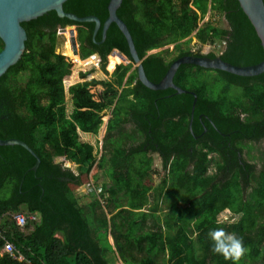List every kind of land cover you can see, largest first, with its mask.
Segmentation results:
<instances>
[{
    "label": "trees",
    "instance_id": "1",
    "mask_svg": "<svg viewBox=\"0 0 264 264\" xmlns=\"http://www.w3.org/2000/svg\"><path fill=\"white\" fill-rule=\"evenodd\" d=\"M110 1L67 0L62 8L79 18L97 17L104 26ZM210 12L223 16L228 30L211 22L199 29ZM117 16L127 26L145 72L154 83L161 81L179 56H216L214 52L181 48V41L195 31L202 44L219 41L226 45L221 54L225 61L250 65L264 57L260 39L236 0H123ZM22 27L27 33L25 50L0 76V138L24 141L40 165L31 170L37 158L21 146H0V250L9 242L24 256L18 260L3 253L0 264H110L111 255L116 253L124 264H233L211 251L209 232L218 227L243 238L248 251L238 264H264V162L256 175L252 164L244 171L237 166L226 173L224 164L217 163L216 170L225 177L216 184L219 173L209 175L211 162L203 150L215 151L223 140L222 133L234 131L254 141L264 138V71L239 76L180 64L173 83L197 95L192 116V95L176 94L173 89L150 90L139 81L137 68L131 71V63L119 64L121 61L109 55L118 49L132 60L127 40L116 25L109 28L105 42L103 28L94 39L95 24L59 19L54 12ZM68 27H76L82 59L68 33L61 47L64 55L55 51L57 32ZM168 45H173L172 51L150 53ZM3 47L0 39V50ZM94 54L101 56L105 71L108 60L111 71L119 64L114 72L116 85L92 78L69 86L73 108L67 116L63 84L70 75L71 81L78 78L76 72L71 74L75 66L72 60L83 65L90 61L83 59ZM80 74L85 78L88 72ZM21 78H27L25 84ZM203 78H224L227 85L222 94H215ZM98 85L105 89L96 99L91 88ZM233 87L240 93H230ZM110 107L100 162L102 168L107 167L111 181L104 188L108 197L101 195L99 199L92 193L93 202L83 206L74 192L90 185L97 157L95 147L81 142L79 134H98L104 124L103 113ZM241 114L244 123L239 121ZM129 122L135 129L124 131ZM204 127L208 128L206 137L195 139ZM139 137L142 144L131 146ZM152 138L157 148L153 145L146 150L144 143ZM204 140L203 147L190 156L187 148ZM149 152L161 154L168 176L154 193L155 204L147 210L154 190L146 182L152 172ZM57 159L78 165L79 175L63 169ZM69 161L67 167L72 166ZM172 198L177 200L171 202ZM163 201L169 211L161 217ZM22 209L29 217L37 215L35 220L28 218L24 229L12 217ZM226 209L239 215L236 223H218V215ZM148 222L150 227L145 230Z\"/></svg>",
    "mask_w": 264,
    "mask_h": 264
},
{
    "label": "water",
    "instance_id": "2",
    "mask_svg": "<svg viewBox=\"0 0 264 264\" xmlns=\"http://www.w3.org/2000/svg\"><path fill=\"white\" fill-rule=\"evenodd\" d=\"M67 0H0V39L4 43V47L0 50V76L21 58L27 41V33L22 27L24 23H30L42 18L44 15L54 12L59 19H66L77 24H95L94 39L103 28V42L107 39V34L111 25H116L120 32L127 40L128 48L132 60L118 49L112 52H118L125 60L133 61L136 64L138 79L148 89L153 91H162L173 89L176 94H190L194 97L192 105V116L194 114L197 95L185 89H181L173 83V75L180 64H195L205 68L220 69L239 76H254L264 71V57L257 63L250 65H236L225 61L221 56L210 57L206 55H182L172 61L171 66L167 70L160 82L154 83L148 78L142 59L135 48L133 38L127 26L117 16V11L122 5L123 0H111L108 6L109 17L103 26L101 20L97 17L79 18L73 14H67L63 11V4ZM240 10L246 17L249 24L255 30L257 37L260 39V45L264 54V4L263 0H236ZM60 34L68 33L73 42L74 50L79 54V43L77 41L76 27H68L58 31ZM98 44H101L100 42ZM80 56V54H79ZM192 121L190 130L192 132ZM0 146H21L29 151L37 162L31 170L36 171L40 165V159L34 151L22 140L0 138Z\"/></svg>",
    "mask_w": 264,
    "mask_h": 264
},
{
    "label": "rangeland",
    "instance_id": "3",
    "mask_svg": "<svg viewBox=\"0 0 264 264\" xmlns=\"http://www.w3.org/2000/svg\"><path fill=\"white\" fill-rule=\"evenodd\" d=\"M208 22L209 23L211 22L217 28L227 29V27H228L223 16H220V15H217V14H214L211 12L206 16L205 20L202 23V26L207 25ZM56 36H57V40H56L55 51L58 53H61V47L65 42L66 36L64 34H60L59 32H57ZM188 41H190L189 44H188ZM181 48L190 49L194 52H197V51H200L202 53L214 52V53L218 54V53H220L221 49L224 50L225 45H223L219 41H217L215 44H210V45L209 44H202L201 42H199L196 39L195 32H194L191 35V37L181 41ZM167 49H169V51H172L173 45H168L166 47L153 50V52L167 50ZM63 52L67 53V50L65 48H63ZM61 54H63V53H61ZM109 55L113 59H117V60L121 61V59L117 56L116 52H114V55H113V53H110ZM170 55H172V54H169L168 57H170ZM87 59H90V61H88L86 64H83V65H81V64H79L76 61L71 59L72 62H74V64H75L74 68H72L71 74H72V72H76L78 78L73 79V81H71V78H70L71 75H70L68 81H66L63 84L64 93H65L64 107H65V113L67 116L71 113L72 108H73L71 96L67 92V89L69 86H71L73 84L88 81V79H92V78H97V79H100V81H105V82H113V84L115 86L116 85V82H115L116 77L114 75V72L116 70V67L119 64L131 63L132 64L131 71L136 68V64L133 61L125 60V61H121V63H119L113 71H111V69H109V63H108V65H107L108 71H105L102 69L101 57L99 54H94V55H92L86 59H83V60H87ZM81 72H88L87 77H85V78L81 77V74H80ZM213 72H215V71H213ZM216 74L217 73H213L212 75H216ZM26 79L27 78H21V81L23 84H25ZM203 79H206V81L210 84L209 87H210L211 91L215 92V94H218V93L222 94L223 87L225 85H227L224 78H203ZM125 82H126V78H125L124 84H125ZM104 89H105V87L103 85H98L96 87H92L91 92L96 95V99H99V96L104 91ZM121 90L122 89H119V91H121ZM231 90H232V92H230V93H232L233 95H235V93L236 94L240 93V90L237 87L236 88L233 87V88H231ZM112 108L113 107H110L108 110L104 111V113H103L104 124H103V126H102V128L98 134H91V136H86V135L84 136L83 134H79V140L81 142L90 143L95 147V155L97 157V163L93 167V169L91 171V175H90V179H91L90 186H87V188L85 190L79 189V190H76L74 192V196L80 200V204L83 206L88 205V203L93 202V199H94L93 197H87V195L90 194L91 189L95 190L99 195H105L106 194V191L104 189L105 186L108 187L111 185V181H110V179L108 177V173H107V167L102 168L100 165V162H101L102 157L104 155L103 145L105 144L106 139L108 137V124H109V121L111 118ZM123 129H124V131L130 132V131H133V129H135V128H134V125L129 122L123 127ZM142 141H143V139L141 137H139L136 142L131 143L130 145L131 146L132 145L138 146V145L142 144ZM149 155L152 158V172H151V178L146 180V182L149 183L153 187L154 190H153V193L149 194L150 205L147 207V210L149 209V207L151 205L155 204L154 193L157 190V188H158V186L162 180V177L164 175V171H163V168L161 166L160 159L156 155H151V154H149ZM243 155L245 156V158H242V159L245 162L254 165L255 171L258 172L262 167V163L264 162V140L257 143L253 150H251L249 152L244 150ZM56 161L61 162V165L63 164V167L65 169H68L69 171H71L73 173V175H75V176L79 175L80 168L75 163H73L69 160H62L61 161V160L57 159ZM67 161L70 162V164L72 165L71 167L66 166L65 163ZM256 172L254 173V175H256ZM247 193H249V192H246V194ZM175 200H177V199L172 198L170 201L174 202ZM103 208L106 211L108 218L111 219V214L109 213L107 206L103 205ZM168 211H169V209L167 207L166 201L165 202L163 201V207H161V211L159 212V215L161 217H164V215L166 213H168ZM20 212L27 214L24 209H22ZM217 220H218V223H220L222 225H230V224L236 223L239 220V215H234V214H231L228 210H224L222 213H220L218 215ZM148 227H150V222H148L147 224L144 225V229L146 230ZM22 229H24V228H22ZM110 264H124V262L122 261L120 256L116 253L113 256L111 255V263Z\"/></svg>",
    "mask_w": 264,
    "mask_h": 264
},
{
    "label": "flooded vegetation",
    "instance_id": "4",
    "mask_svg": "<svg viewBox=\"0 0 264 264\" xmlns=\"http://www.w3.org/2000/svg\"><path fill=\"white\" fill-rule=\"evenodd\" d=\"M243 36L245 37L244 34H243ZM225 50H226V45H225L224 50L221 49V51L219 53L220 56L222 53H224ZM200 119H203V115H201ZM239 121L242 123L245 122V118H244L243 114L240 115ZM207 133H208V128L204 127L203 134L196 136L195 139H198V138L202 139L203 137H206ZM221 135L223 136V138H222L223 140H221L219 142V144L216 145V147H218V148L215 151H209L208 148H203V150L208 153L207 157L209 159V162H211L215 165L217 163L224 164V166L226 167V168L224 167V169L226 170V173H229V170L232 169V167H237V166L242 167L243 171H244L247 168V165H249V163L245 162L242 159V158H245V156L243 155V151L246 150L247 152H249V151L253 150L257 143L264 140V138H260L259 140L254 141L251 139L250 136L244 135L242 133L234 132V131L231 133H222ZM205 141L206 140L200 141L196 145H192V147H188L187 149L190 152V156L194 155L196 148H198L199 146L203 147ZM144 144H145L144 148L146 150L151 149L153 147V145L157 148V143H155L154 138H152V141L151 140L146 141ZM218 145H221V146H218ZM239 148H241L240 152H239ZM149 153H151V155H156L160 159V163H161V166H162L163 171H164L163 176L164 177L168 176V173L164 170V162H163L164 160H163L161 154L159 152H149ZM170 163H171V161H170ZM191 168H192L191 165H189L187 167V169H189V170ZM215 171H216V175H217V173H219V172L216 170V167H215ZM209 175L211 177H213L214 171H209ZM164 177L162 178L158 188L160 187L162 181L164 180ZM223 177H225V175H222V173H219V176L217 177L215 183L218 184L219 182H221L223 180Z\"/></svg>",
    "mask_w": 264,
    "mask_h": 264
},
{
    "label": "clouds",
    "instance_id": "5",
    "mask_svg": "<svg viewBox=\"0 0 264 264\" xmlns=\"http://www.w3.org/2000/svg\"><path fill=\"white\" fill-rule=\"evenodd\" d=\"M244 15V14H243ZM227 23V22H226ZM228 26V25H227ZM202 23L199 27L202 28ZM228 30V27H227ZM195 35H196V31H195ZM241 35L243 36V33H241ZM191 37V36H190ZM197 39V38H196ZM198 40V39H197ZM199 41V40H198ZM153 50L150 51V53H152ZM198 52V51H197ZM200 52V51H199ZM113 53V52H111ZM202 53V52H201ZM206 54V53H204ZM217 56H220V54L218 55L217 53H215ZM207 56V55H206ZM80 57V56H79ZM101 57V56H100ZM81 58V57H80ZM82 59V58H81ZM102 61V58H101ZM109 63V60H108ZM118 65V64H117ZM103 150H104V145H103ZM103 158V157H102ZM63 163V162H62ZM63 169H65L63 167V164L61 165ZM215 167L216 165L211 163L208 169V173L209 171H214V175H216V171H215ZM217 169V167H216ZM75 176V175H74ZM164 177V176H163ZM162 177V178H163ZM165 178V177H164ZM90 186V185H88ZM86 186L81 187L80 189L85 188ZM158 189V188H157ZM167 191V188H166ZM93 193V192H92ZM88 194L87 197H90V195L92 194ZM95 193V192H94ZM107 197L108 195L105 194ZM99 198V197H98ZM100 198L101 195H100ZM99 198V199H100ZM103 204V203H102ZM105 205V202H104ZM152 206V205H151ZM150 206V207H151ZM148 207V205L145 207V209ZM149 207V208H150ZM228 210V209H226ZM229 211V210H228ZM230 212V211H229ZM19 213V212H18ZM22 213V212H21ZM222 213V212H221ZM231 213V212H230ZM16 214V213H15ZM233 214V213H231ZM26 215V214H25ZM237 215V214H234ZM209 238L211 241V251L219 256H222L225 260H230L233 262V264H238V262L244 257V255L246 254V252L248 251V249L245 247L244 242H243V238L238 236L235 232H228L225 231V229L223 227H218L215 228L213 230H211L209 232Z\"/></svg>",
    "mask_w": 264,
    "mask_h": 264
},
{
    "label": "built area",
    "instance_id": "6",
    "mask_svg": "<svg viewBox=\"0 0 264 264\" xmlns=\"http://www.w3.org/2000/svg\"><path fill=\"white\" fill-rule=\"evenodd\" d=\"M86 188H87V186L85 188H83V190H85ZM92 192H96V191L91 189L90 193H92ZM99 198H100V195H99ZM102 203L104 205V202H102ZM12 217H13V221L20 228H24L27 225L28 218H30L31 220L37 219V215H31L29 217V216H27L21 212L14 214ZM3 253H8L9 255H11L14 258H17L18 260H24L23 254H21L19 251H17L15 246L9 242H6L3 246V248L0 250V254H3Z\"/></svg>",
    "mask_w": 264,
    "mask_h": 264
},
{
    "label": "crops",
    "instance_id": "7",
    "mask_svg": "<svg viewBox=\"0 0 264 264\" xmlns=\"http://www.w3.org/2000/svg\"><path fill=\"white\" fill-rule=\"evenodd\" d=\"M85 134H87V133H85ZM88 135H91V134H88ZM149 205H150V204H149ZM149 205H148V206H149ZM146 209H147V208H146ZM144 211H147V210H144ZM109 239H110V241H111V244H113V238L110 236Z\"/></svg>",
    "mask_w": 264,
    "mask_h": 264
},
{
    "label": "bare ground",
    "instance_id": "8",
    "mask_svg": "<svg viewBox=\"0 0 264 264\" xmlns=\"http://www.w3.org/2000/svg\"><path fill=\"white\" fill-rule=\"evenodd\" d=\"M114 52H116V51H114ZM121 58H122L121 61H125V58H123V56H121Z\"/></svg>",
    "mask_w": 264,
    "mask_h": 264
}]
</instances>
